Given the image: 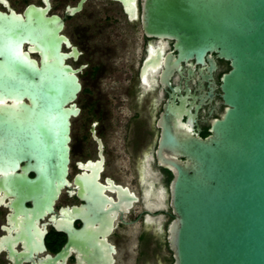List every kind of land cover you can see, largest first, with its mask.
Here are the masks:
<instances>
[{
	"label": "water",
	"instance_id": "1",
	"mask_svg": "<svg viewBox=\"0 0 264 264\" xmlns=\"http://www.w3.org/2000/svg\"><path fill=\"white\" fill-rule=\"evenodd\" d=\"M84 1L67 6L66 12L78 13ZM131 1L134 17L136 0ZM43 2L44 8L28 6L25 18L14 12L2 15L4 23L0 18V166L10 171L5 181L18 190L22 212L25 198L52 211L70 185L71 124L80 113L84 66L67 62L63 45L72 48L74 57L78 52L63 34V19L48 16L49 0ZM141 22L146 37L173 41L175 52L166 54L159 74L170 94L156 121L155 149L157 166L171 173L167 188L160 189L172 216L166 228L171 264H264V0H144ZM32 52H39V60ZM158 54L145 64L156 69ZM214 56L229 66L220 77L224 109L209 135L201 137L194 133L196 97L188 89L179 95L170 80L174 72L182 74V63L192 69L190 61L208 64L209 74L202 78L210 80ZM97 174L76 175L77 197L116 208ZM116 188L126 210L136 197ZM83 209L75 207L76 213ZM92 214V220H101L100 238L96 228L89 234L84 226L69 225V235L86 264H114L116 249L107 240L113 217L109 210Z\"/></svg>",
	"mask_w": 264,
	"mask_h": 264
},
{
	"label": "flooded vegetation",
	"instance_id": "2",
	"mask_svg": "<svg viewBox=\"0 0 264 264\" xmlns=\"http://www.w3.org/2000/svg\"><path fill=\"white\" fill-rule=\"evenodd\" d=\"M63 1L49 0L47 15H58L64 21L63 34L78 53L74 57L75 52L65 45L62 51L69 54L67 62L74 68L84 66L79 74L82 88V73H89L90 79L99 81L104 73H116L111 62H122L129 68L127 73H131V85L128 87L131 117L123 134L113 130L105 112L99 113L108 104L106 98L99 97L101 101L97 99L89 105V113L94 115L92 117H83L85 107L77 102L80 113L72 119L71 124L70 185L62 190L52 211L40 210L32 198H25L27 210L22 212L18 190L5 181L10 171L0 166V264H86L85 254L69 235L68 226L76 229L84 226L90 234L91 227L97 229L101 224L99 217L92 220V211L106 214L108 210L113 217V228L107 240L116 249L114 264H127L125 259L130 256L127 251L130 248L131 252H135V264H152L155 253L163 250L169 254L164 257L167 262L172 255L168 249L166 231L161 225L164 220L170 221L172 216L166 194H163L161 203L159 200L160 189L167 188L171 173L157 166L155 149L159 138L156 121L170 94V89L159 83V74L164 67L166 54H175L173 41L148 38L142 33L144 0L135 1L134 17H131V0H85L81 11L72 16L66 12V7H76L80 0L74 3V0H68L70 3H66L60 12ZM30 5L45 7L43 0H0L1 21L4 23L2 18L12 12L25 18V11ZM81 15L83 23L68 25L69 19ZM27 47L28 44L24 43L23 50L26 51ZM157 51H160L159 66L153 69L145 61L154 58ZM30 55L36 60L40 58L39 52ZM214 59L216 69L210 73V80L202 78L209 74L208 64L203 67L195 61H190L192 69L182 63V74L174 72L170 80L171 86L179 89V95H185L188 89L189 95L196 97L194 101L192 97L189 98V102L200 105L194 133L201 137L209 135L212 121L219 118L224 109L220 97V77L228 71L229 66L215 56ZM91 61L99 63L92 65ZM77 62L80 63L75 66ZM143 68L145 70L142 72ZM201 68H204L202 73ZM190 70L192 75L188 76ZM141 73H145L144 78ZM210 94L212 97H209ZM4 104H10V101ZM74 119H77L76 124ZM75 128L78 132H75ZM124 156L130 159L129 162H124ZM101 157L102 163L98 166ZM112 157L117 159L113 160ZM22 165L23 162L19 163L15 172H20ZM97 167L101 169L97 171ZM97 172L96 181L103 187L104 193L118 203L116 208L88 196L84 200L77 197L79 184L74 181L76 175L92 177ZM29 175L33 177V174ZM117 186L127 188L136 197L126 210H123L124 202ZM81 205H84L83 212L76 213L75 207ZM96 232L100 238V229ZM123 246L126 248L125 263L120 259Z\"/></svg>",
	"mask_w": 264,
	"mask_h": 264
},
{
	"label": "rangeland",
	"instance_id": "3",
	"mask_svg": "<svg viewBox=\"0 0 264 264\" xmlns=\"http://www.w3.org/2000/svg\"><path fill=\"white\" fill-rule=\"evenodd\" d=\"M74 2L75 0L72 1V3ZM66 3H70V2L68 0H64L63 4L60 6L59 9L60 12L63 11ZM78 22L80 23L84 22L83 15L69 19L68 25L71 27L73 24H77ZM111 36L113 37V35ZM140 61L141 60H139V63ZM79 63L80 62L75 63V66H77ZM97 63L99 62L91 61L92 65H95ZM111 65L113 66L112 69L115 70L116 73H104L103 77L100 76L101 78H99V81L96 80L97 82L95 80L90 79L91 75L89 73L81 74L83 88L81 93L79 94L77 102L78 104L84 105L85 107V113L83 117H88V116L92 117L94 115L89 113V107H90L89 105L97 99L100 100L99 97L106 98L108 104H105L104 105L105 109H100L99 113L100 111L106 113V117H108L107 122L112 125L114 131L116 130L117 132H122L123 134H125L127 130L129 117H131V109H130L131 98L129 97L128 94L130 92L128 87L131 85L130 82L131 73H127L129 68H126L125 64H123L120 61L111 62ZM114 66L117 67L114 68ZM157 112L155 117L157 116ZM73 122L76 124L77 119H74ZM75 132H78L76 128H75ZM112 159L115 160L117 159V157H112ZM122 159L124 160V162H129L130 160L126 156L122 157ZM113 160L111 161L113 162ZM167 186L168 185H166V187ZM168 223L169 220H164L161 225L165 231ZM130 250L131 248L129 250L127 249V251H129L130 253V256L127 259H125L126 263L135 264V252L134 251L131 252ZM125 256H126V248L125 246H123L120 253V259L122 260V263H125L124 261ZM167 256H169V254L165 250L161 252H156L155 257L151 262L152 264H171L172 258L167 262L164 260V257Z\"/></svg>",
	"mask_w": 264,
	"mask_h": 264
},
{
	"label": "bare ground",
	"instance_id": "4",
	"mask_svg": "<svg viewBox=\"0 0 264 264\" xmlns=\"http://www.w3.org/2000/svg\"><path fill=\"white\" fill-rule=\"evenodd\" d=\"M163 199H164L163 193H160V200H159V202L161 203Z\"/></svg>",
	"mask_w": 264,
	"mask_h": 264
}]
</instances>
